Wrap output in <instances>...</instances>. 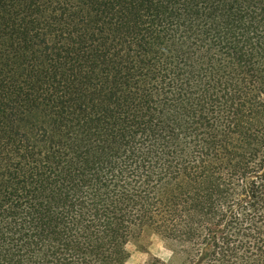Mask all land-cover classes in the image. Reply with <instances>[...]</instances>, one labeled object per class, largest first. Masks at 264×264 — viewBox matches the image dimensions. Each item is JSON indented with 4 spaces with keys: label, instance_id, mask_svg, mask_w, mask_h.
I'll return each instance as SVG.
<instances>
[{
    "label": "trees",
    "instance_id": "16d2710c",
    "mask_svg": "<svg viewBox=\"0 0 264 264\" xmlns=\"http://www.w3.org/2000/svg\"><path fill=\"white\" fill-rule=\"evenodd\" d=\"M0 23L52 62L0 67V264H127L149 230L264 264V0H0ZM21 97L52 125L23 131Z\"/></svg>",
    "mask_w": 264,
    "mask_h": 264
},
{
    "label": "rangeland",
    "instance_id": "374dc122",
    "mask_svg": "<svg viewBox=\"0 0 264 264\" xmlns=\"http://www.w3.org/2000/svg\"><path fill=\"white\" fill-rule=\"evenodd\" d=\"M92 26L93 23L90 21L88 23V29L91 30ZM8 43V38H0V50L3 51V54L0 56V67L2 68L4 65L5 72L9 75V77L12 78L14 83L18 85H24L25 83L32 81L27 69L24 67V62L25 58H32V55L36 53H38V56L37 60L34 62V68L37 71H43L50 68L52 62L43 49L32 48L29 53H27V50H25V52L21 50L19 53H12L8 47ZM51 44L56 46L58 43L55 39H52ZM25 53H27V55ZM112 73L114 74V72ZM98 80L100 83L105 81L103 76H100ZM32 83L38 85L36 79H34ZM69 91L72 96L76 95L77 93L74 87H70ZM38 93H42V90L40 89ZM18 102L19 108L22 112V116L19 119V124L23 131L33 132L36 127L46 124L52 125V121H54V119L57 117L54 108H45V106L36 107L28 99L23 97H21ZM57 119L59 120V128H52L53 131L51 138L55 139L56 141L67 143L68 145H73V142L75 141H81V144L85 146H95L93 140L89 138L82 139V137H79L80 135L77 138L75 137L74 140L68 138L66 135V128H77L70 124L66 119ZM114 122L115 120H112L110 121V124L113 125ZM128 252L129 260L127 264H153L156 261H161L166 264H191V259L189 258L188 254L182 252L181 248L174 241L165 239L161 235L151 230L144 233V235L139 240L129 245Z\"/></svg>",
    "mask_w": 264,
    "mask_h": 264
}]
</instances>
